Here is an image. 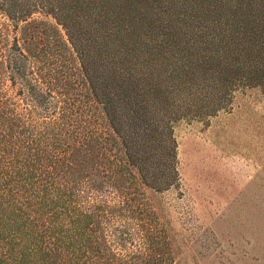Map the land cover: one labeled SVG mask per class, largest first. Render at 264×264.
Returning a JSON list of instances; mask_svg holds the SVG:
<instances>
[{"label": "trees", "instance_id": "1", "mask_svg": "<svg viewBox=\"0 0 264 264\" xmlns=\"http://www.w3.org/2000/svg\"><path fill=\"white\" fill-rule=\"evenodd\" d=\"M144 16L141 0H0V264H181L147 192L179 183L178 119L264 87V12L218 40L224 59L183 67Z\"/></svg>", "mask_w": 264, "mask_h": 264}, {"label": "rangeland", "instance_id": "2", "mask_svg": "<svg viewBox=\"0 0 264 264\" xmlns=\"http://www.w3.org/2000/svg\"><path fill=\"white\" fill-rule=\"evenodd\" d=\"M264 0H141L152 39L168 65L196 66L218 40L237 39L244 16ZM65 31L51 16L35 14ZM170 66V67H171ZM198 67L197 70H199ZM209 115L190 111L173 124L179 183L147 196L181 264H264V87L240 83Z\"/></svg>", "mask_w": 264, "mask_h": 264}]
</instances>
